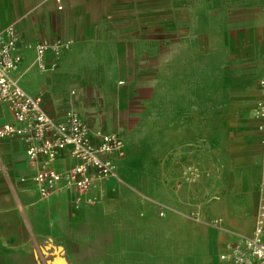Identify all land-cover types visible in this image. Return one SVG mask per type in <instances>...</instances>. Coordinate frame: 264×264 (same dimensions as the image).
<instances>
[{
	"label": "crops",
	"instance_id": "crops-1",
	"mask_svg": "<svg viewBox=\"0 0 264 264\" xmlns=\"http://www.w3.org/2000/svg\"><path fill=\"white\" fill-rule=\"evenodd\" d=\"M8 31L22 57L11 76L43 96L51 118L78 114L96 144L120 134L125 146L109 156L116 176L77 209L71 189L41 198L24 144L0 139V264H231L232 247L254 230L264 143L243 130L229 158L208 117L179 115L175 103L162 116V61L184 65L171 75L197 68L205 105L212 61L218 84L227 75L259 106L264 0H0V35ZM41 41L67 45L47 53L46 69ZM9 123L0 104V125ZM75 163L61 157L54 168Z\"/></svg>",
	"mask_w": 264,
	"mask_h": 264
},
{
	"label": "built area",
	"instance_id": "built-area-1",
	"mask_svg": "<svg viewBox=\"0 0 264 264\" xmlns=\"http://www.w3.org/2000/svg\"><path fill=\"white\" fill-rule=\"evenodd\" d=\"M66 49L67 45L60 41L39 42L38 66L46 69L47 53L59 56ZM21 60L14 33L0 35V104L9 108L15 120L0 125V139L24 144L27 163L35 171L33 183L41 198H48L61 188L71 189L75 194L73 206L78 209L99 180L116 176L109 156L122 151L124 139L120 134H103L96 144L89 126L78 114H71L65 121L51 118L43 108V96L28 94L12 78ZM258 110L264 114V102ZM61 157L72 158L76 163L58 171L54 164ZM262 192L253 233L232 247L231 264H264V184Z\"/></svg>",
	"mask_w": 264,
	"mask_h": 264
},
{
	"label": "rangeland",
	"instance_id": "rangeland-1",
	"mask_svg": "<svg viewBox=\"0 0 264 264\" xmlns=\"http://www.w3.org/2000/svg\"><path fill=\"white\" fill-rule=\"evenodd\" d=\"M164 69L161 75L160 94L158 104L162 116H169V107L175 103L176 106L187 111V116L194 118H209V134L214 139L218 138V143H222L225 155L230 158L234 150L236 139L241 131L248 128L257 132L262 144L264 137V114L257 107H252L247 102L249 93L242 91L243 88L237 82L225 76L223 84L217 83L216 75L213 71L215 64L209 61L208 93L207 105L204 104L205 95L201 91V79L196 69L192 75H171L170 71L176 68L177 73L183 72L184 65L175 66L170 56H163ZM179 72V74H181ZM241 88V89H240ZM204 89V85H203ZM193 133L200 136L204 125L197 123L192 126ZM261 165L264 166V157ZM264 184V182H263ZM263 188V187H262Z\"/></svg>",
	"mask_w": 264,
	"mask_h": 264
}]
</instances>
